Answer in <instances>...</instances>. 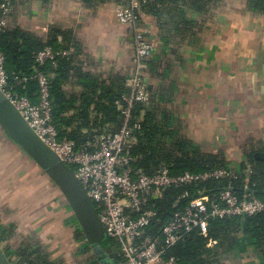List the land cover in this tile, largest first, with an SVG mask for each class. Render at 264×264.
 Masks as SVG:
<instances>
[{
    "label": "crops",
    "instance_id": "obj_1",
    "mask_svg": "<svg viewBox=\"0 0 264 264\" xmlns=\"http://www.w3.org/2000/svg\"><path fill=\"white\" fill-rule=\"evenodd\" d=\"M185 4L139 21L154 45L145 76L153 104L203 150L221 149L236 162L243 153H264V16L247 10L245 0ZM11 18L43 40L55 26L71 29L96 73L132 69L130 30L115 21L111 3L89 9L77 0H23ZM77 229L51 180L0 131V248L11 247L7 261H20L15 248L53 263L79 259ZM221 264H264V250L228 251Z\"/></svg>",
    "mask_w": 264,
    "mask_h": 264
},
{
    "label": "trees",
    "instance_id": "obj_2",
    "mask_svg": "<svg viewBox=\"0 0 264 264\" xmlns=\"http://www.w3.org/2000/svg\"><path fill=\"white\" fill-rule=\"evenodd\" d=\"M21 1L0 0V17L4 4L9 3L11 7L10 13L5 16V26L0 30V51L4 56V67L10 82L13 83L14 76L30 78L39 71L52 74L49 80L51 122L58 140L70 141L75 148L83 146L95 135L117 132L121 127L122 115L115 102L128 92L125 80L130 71L110 75L96 73L86 60V55L83 53L81 57V45L71 29L55 26L50 28L47 39L43 40L37 33L19 25L13 26V8ZM77 1L91 9L106 3L114 7L127 0ZM186 2L198 8L204 0H151L141 6V16L146 14L157 19L163 11L170 14L171 4L186 5ZM245 3L247 10L264 16V0H245ZM45 47H51L59 54L55 56L54 63L48 61L39 66L35 60L36 55ZM62 52L67 54L63 55ZM38 89L37 80L30 79L16 85L14 92L18 97H26L36 103ZM149 92L152 99L153 91ZM133 116L141 118V122L135 132L137 144L131 153L137 158L135 167L142 168L147 174L154 173L160 166H166L172 174L204 173L215 169H231L235 174V177L210 179L197 186L165 190L160 198L153 201L157 215L147 229L153 238L160 237L162 226L177 208H183L201 193L215 200L219 192L229 189L238 195L250 193L254 197L264 198V161L256 160L253 152L243 153L239 162H236L229 159L221 149L203 150L181 132L172 114L157 108L152 100L148 105L137 103ZM183 195L185 197L179 199L174 207L176 200ZM74 237L80 245L85 241L80 229L75 230ZM113 245L116 246L110 240L105 243L106 247ZM248 246L260 252L264 250V212L251 216L210 219L205 234L196 230L183 233L175 244L166 249V255L173 257L175 264H221L226 252H244ZM88 248L85 245L81 251L85 255L89 254V264H99ZM10 249H2L6 259ZM13 250L20 259L17 264H72L71 260L81 264L80 256L78 261L77 255L68 257L70 260L53 263L46 254L39 251L30 253L26 249ZM119 261L118 257L117 264Z\"/></svg>",
    "mask_w": 264,
    "mask_h": 264
},
{
    "label": "built area",
    "instance_id": "obj_3",
    "mask_svg": "<svg viewBox=\"0 0 264 264\" xmlns=\"http://www.w3.org/2000/svg\"><path fill=\"white\" fill-rule=\"evenodd\" d=\"M148 1L151 0H127L113 7L115 21L129 27L134 49L132 69L125 80L128 92L115 102L121 112L122 123L117 132L95 135L79 148L65 139L58 140L51 122L49 80L52 74L39 71L30 78L14 76L11 83L0 51V92L80 180L108 239L117 247L120 258L118 264H175L174 258L166 255V249L175 244L183 233L196 230L205 234L210 219L251 216L264 212V198L254 197L250 193L238 195L224 189L215 200L201 193L172 213L162 226L160 237L153 238L148 234L147 229L157 215L153 201L160 198L165 190L197 186L210 179L235 177L231 169L172 174L166 166H160L154 173L147 174L142 168L135 167L137 158L131 150L137 144L135 132L140 128L141 118H135L133 110L137 103L148 105L151 102L145 76L147 61L154 51V45L147 30L139 26L141 6ZM10 11L9 3L2 6L0 30L5 26V16ZM57 54L51 47H45L38 51L36 63L39 66L48 61L54 63ZM30 79L38 82L36 103L26 97H18L14 92L16 85ZM183 197L176 200L174 207Z\"/></svg>",
    "mask_w": 264,
    "mask_h": 264
},
{
    "label": "water",
    "instance_id": "obj_4",
    "mask_svg": "<svg viewBox=\"0 0 264 264\" xmlns=\"http://www.w3.org/2000/svg\"><path fill=\"white\" fill-rule=\"evenodd\" d=\"M146 82V81H145ZM0 131L26 155L57 187L74 215L92 255L100 264H117L116 246L106 247L107 234L85 188L73 171L29 126L15 106L0 92ZM264 161V153H254ZM0 264H8L0 248Z\"/></svg>",
    "mask_w": 264,
    "mask_h": 264
},
{
    "label": "rangeland",
    "instance_id": "obj_5",
    "mask_svg": "<svg viewBox=\"0 0 264 264\" xmlns=\"http://www.w3.org/2000/svg\"><path fill=\"white\" fill-rule=\"evenodd\" d=\"M133 47V45L131 44V48ZM109 239H107V241H108ZM85 245H88L85 241H83L82 243H81V245H80V249H79V251H80V263L81 264H89V262H88V257H89V254H87V255H85L82 251H81V249H83V246H85ZM89 247V246H88ZM89 249V248H88ZM78 261H79V259H77Z\"/></svg>",
    "mask_w": 264,
    "mask_h": 264
}]
</instances>
